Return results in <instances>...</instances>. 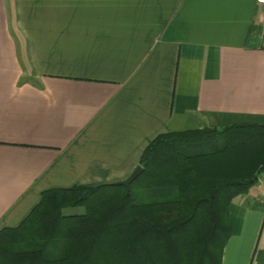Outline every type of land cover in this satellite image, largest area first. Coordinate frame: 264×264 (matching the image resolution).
Listing matches in <instances>:
<instances>
[{
    "label": "crops",
    "instance_id": "crops-1",
    "mask_svg": "<svg viewBox=\"0 0 264 264\" xmlns=\"http://www.w3.org/2000/svg\"><path fill=\"white\" fill-rule=\"evenodd\" d=\"M233 124L264 125L256 0H0V230L158 134ZM229 218L221 264H264V171Z\"/></svg>",
    "mask_w": 264,
    "mask_h": 264
},
{
    "label": "trees",
    "instance_id": "trees-1",
    "mask_svg": "<svg viewBox=\"0 0 264 264\" xmlns=\"http://www.w3.org/2000/svg\"><path fill=\"white\" fill-rule=\"evenodd\" d=\"M138 165L128 193L111 183L43 192L0 230V264H221L229 207L264 171V125L161 133Z\"/></svg>",
    "mask_w": 264,
    "mask_h": 264
},
{
    "label": "water",
    "instance_id": "water-1",
    "mask_svg": "<svg viewBox=\"0 0 264 264\" xmlns=\"http://www.w3.org/2000/svg\"><path fill=\"white\" fill-rule=\"evenodd\" d=\"M142 172L141 166H136L131 174L124 180L111 183L113 186H121L125 188L126 193H128L130 184L140 175Z\"/></svg>",
    "mask_w": 264,
    "mask_h": 264
},
{
    "label": "rangeland",
    "instance_id": "rangeland-1",
    "mask_svg": "<svg viewBox=\"0 0 264 264\" xmlns=\"http://www.w3.org/2000/svg\"><path fill=\"white\" fill-rule=\"evenodd\" d=\"M119 173H115V172H112L111 175H110V178H108L107 181H121V180H124V177H121L120 175H118ZM126 178V177H125ZM82 209L81 208H78V209H73V210H67L65 211V213H70V212H80Z\"/></svg>",
    "mask_w": 264,
    "mask_h": 264
},
{
    "label": "built area",
    "instance_id": "built-area-1",
    "mask_svg": "<svg viewBox=\"0 0 264 264\" xmlns=\"http://www.w3.org/2000/svg\"><path fill=\"white\" fill-rule=\"evenodd\" d=\"M256 4L260 6H264V0H256Z\"/></svg>",
    "mask_w": 264,
    "mask_h": 264
}]
</instances>
